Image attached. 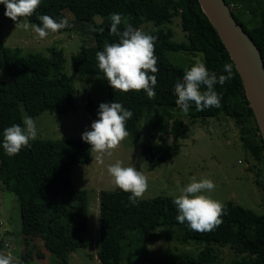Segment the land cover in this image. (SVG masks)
Returning a JSON list of instances; mask_svg holds the SVG:
<instances>
[{"label":"trees","instance_id":"trees-1","mask_svg":"<svg viewBox=\"0 0 264 264\" xmlns=\"http://www.w3.org/2000/svg\"><path fill=\"white\" fill-rule=\"evenodd\" d=\"M226 1L264 59V0ZM65 9H72L81 21H93L98 14L104 17L102 22H94L93 25L96 47L83 46L73 55L72 64L80 75L98 76L106 83L110 103L118 102L133 112L132 118L126 122L127 131L133 134H140L139 124L145 112H153L158 106L181 110L176 104L174 85L194 63L188 68L175 65L167 58V50L202 53L203 63L209 72H215L217 76H227L223 67L226 63L231 64L232 77L235 78L231 77L224 85L217 83L214 86L221 98V107L197 111L192 104L188 114L192 120L220 115L231 117L243 129V146L249 155L248 162L253 158L261 165L256 183L264 190V140L235 64L199 0H41L34 14L27 19L39 24L38 16L49 15L59 21L66 18ZM5 11L6 6L0 4V16H5ZM113 13L122 16L121 31L125 24L140 29L148 21L161 26L171 23L176 16L181 17L187 41L173 40L171 29L149 33L156 37L154 55L158 68L155 73L156 96L153 99H148L143 90L115 91L98 67L96 53L102 51L106 43L119 42V37L110 34ZM100 28L104 29L103 33L97 31ZM50 53L46 56L24 53L21 47H0V69L6 66L11 76L10 81L0 80V184L17 195L24 226L47 241L50 252L58 255L61 264H71L69 253L91 243L85 239L89 225L88 192L76 188L72 181L75 166L92 160L91 145L82 137L35 139L30 141V147L22 148L13 156L7 155L2 147L6 128L13 124L23 127V108L31 118L44 110L52 113L77 110L76 87L72 79L62 72L63 52L51 48ZM205 90L201 86V91ZM98 107L93 102L87 104L92 112ZM187 128L182 120L176 121L174 133L177 140L186 136ZM173 148L166 149L164 159L179 150V143ZM154 150L153 147L151 154L157 155ZM164 159L156 158V161ZM130 195L118 187L113 191L100 192L101 237L97 245L100 264L123 263V241L128 232L137 228L149 232L162 225H179L184 232V240L206 243L197 264L216 263L215 246L229 247L238 257L235 264H264V215L227 201L222 204L221 223L210 232L200 233L190 230L187 222L181 224L177 221L178 211L173 203L175 197L159 195L138 199L136 204H132Z\"/></svg>","mask_w":264,"mask_h":264},{"label":"rangeland","instance_id":"rangeland-1","mask_svg":"<svg viewBox=\"0 0 264 264\" xmlns=\"http://www.w3.org/2000/svg\"><path fill=\"white\" fill-rule=\"evenodd\" d=\"M64 13L68 28L49 33L45 39H38L31 29L16 27L17 22L0 16V47H21L24 53H42L46 56H50L51 48L62 50V72L72 79L76 87V111L52 113L44 110L33 118L37 128L36 139L82 137L98 119L99 107L92 112L87 104H110L106 83L98 76L80 75L72 64L73 55L83 46L96 47L93 25L94 22H102L104 17L98 14L93 21H81L75 17L72 9H65ZM22 20L20 18L18 22ZM158 29H171L172 38L177 42L188 40L180 16L161 26L148 21L139 30L149 34ZM166 56L173 64L183 68H188L197 59L204 61L202 53L185 50H167ZM0 80H11L6 66L0 69ZM188 113L161 106L153 112L147 111L141 118L139 135L128 132L129 135L110 156L104 154L101 157L92 152L89 163L75 166L73 184L88 192L89 225L85 239L91 243L88 247L69 253L71 264H100L97 256L101 237L100 192L116 190L107 169L118 160L122 161V166L135 167L147 177L148 188L141 199L159 195L175 197L192 177L198 181L207 178L214 182L215 189L205 195L221 204L233 201L264 215V190L256 183L261 165L253 158L248 162L249 155L243 146V129L229 116L192 120ZM25 116L29 115L23 108V118ZM177 120L188 125L186 136L178 140L174 133ZM176 143H179V150L164 159L166 149H174ZM153 147L157 155L151 154ZM156 158L164 160L157 162ZM128 233L123 241L125 257L122 264H197L198 256L206 246L205 242L184 240V232L179 225H162L149 232L137 228ZM215 248L217 260L214 264H235L238 257L229 247ZM0 254H11L13 264H61L58 255L50 252L47 241L24 226L17 195L4 189L1 184Z\"/></svg>","mask_w":264,"mask_h":264},{"label":"clouds","instance_id":"clouds-1","mask_svg":"<svg viewBox=\"0 0 264 264\" xmlns=\"http://www.w3.org/2000/svg\"><path fill=\"white\" fill-rule=\"evenodd\" d=\"M41 0H0L6 6L5 16L17 22L16 27L24 30L31 29L38 39H45L49 33H56L69 26L68 20H55L49 15H40L39 24H31L25 18L31 17L39 7ZM20 18H23L22 22ZM122 16L119 13L111 15L110 34L119 37L118 43L105 44L102 51L96 53L98 67L104 74L110 86L119 92H139L143 90L148 99L156 96L154 88L157 84L155 73L158 72L157 59L154 55L156 37L145 34L142 30L125 24L124 30L119 29ZM103 33L104 29H97ZM223 71L228 75L209 72L205 64L197 59L190 70H185L181 80L174 85V95L177 106L185 113L194 104L197 111L208 108H220L221 98L214 89L219 83L224 85L232 77V65L225 64ZM149 73H152L151 75ZM201 86L206 90L201 91ZM133 112L118 102L101 103L98 119L91 124V130L82 134V140L91 145V152L111 155L120 143L129 135L126 122L131 119ZM37 137V128L33 118L25 116L23 127L18 124L6 128L3 132L2 147L6 154L13 156L22 148L30 147V141ZM102 162V161H101ZM109 175L116 187L130 193L129 200L136 204L148 188L147 177L135 167L122 166V161H116L108 166ZM215 184L210 179L191 181L180 188L179 195L173 203L177 208V221L187 222L192 231L204 233L214 230L220 223L223 205L210 196L205 195L214 191ZM0 264H13L11 254H0Z\"/></svg>","mask_w":264,"mask_h":264},{"label":"water","instance_id":"water-1","mask_svg":"<svg viewBox=\"0 0 264 264\" xmlns=\"http://www.w3.org/2000/svg\"><path fill=\"white\" fill-rule=\"evenodd\" d=\"M199 3L235 64L264 140V59L261 50L236 19L226 0H199Z\"/></svg>","mask_w":264,"mask_h":264},{"label":"built area","instance_id":"built-area-1","mask_svg":"<svg viewBox=\"0 0 264 264\" xmlns=\"http://www.w3.org/2000/svg\"><path fill=\"white\" fill-rule=\"evenodd\" d=\"M233 5V4H232Z\"/></svg>","mask_w":264,"mask_h":264}]
</instances>
